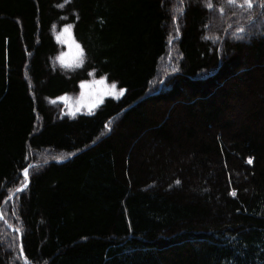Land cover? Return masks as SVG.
<instances>
[{"label": "trees", "instance_id": "1", "mask_svg": "<svg viewBox=\"0 0 264 264\" xmlns=\"http://www.w3.org/2000/svg\"><path fill=\"white\" fill-rule=\"evenodd\" d=\"M181 3L179 71L152 93L171 0H0V209L21 230L0 219V264H264V0ZM91 76L124 94L59 116Z\"/></svg>", "mask_w": 264, "mask_h": 264}, {"label": "rangeland", "instance_id": "2", "mask_svg": "<svg viewBox=\"0 0 264 264\" xmlns=\"http://www.w3.org/2000/svg\"><path fill=\"white\" fill-rule=\"evenodd\" d=\"M171 26L169 35V45L166 55L163 57L160 63L159 74L151 85L150 91L156 93L168 89L172 77L178 73L179 65L181 62V55L178 52L177 43L179 38V29L181 28V0H171ZM183 2V0H182ZM240 29V28H239ZM239 32L238 29H233L231 34ZM54 38L58 44V53L53 59V64L56 69L63 73L70 74L76 71L82 63L83 53L80 45L75 41L72 25L64 24L56 27L53 31ZM115 85V87H113ZM124 91L118 87L117 83L110 81L107 77L91 76L88 80L80 83V85L70 94L52 99L49 104L58 112L61 117H74L79 114L92 113L98 109L99 106L107 98H119L122 97ZM34 157L37 159L36 163L44 164L49 161H61L67 155L64 153H57L52 150H43L40 153H34ZM37 165V164H36ZM29 171L27 178L25 173L23 174V183L19 190H23L28 183ZM16 194L11 195V200H14ZM9 215H7L8 217ZM6 213L0 209V219L5 221L6 227L16 236L21 235L19 226H15L13 223L7 224V219H15L16 216H10L7 218ZM4 224V226H5ZM5 234V233H4ZM7 235L3 236V239ZM8 250V240L4 239Z\"/></svg>", "mask_w": 264, "mask_h": 264}, {"label": "snow or ice", "instance_id": "3", "mask_svg": "<svg viewBox=\"0 0 264 264\" xmlns=\"http://www.w3.org/2000/svg\"><path fill=\"white\" fill-rule=\"evenodd\" d=\"M229 2H232V0H229ZM211 7V5H209ZM246 6L247 8L251 9L254 7V4H253V0H244V3L241 4V7H244ZM264 6V5H262ZM239 32H243L244 30L243 29H238ZM113 87H115V85H113ZM121 92H123V89H121ZM248 163L251 164L252 163V160L251 158H249L248 160ZM24 173H25V177L27 178V175H28V169L25 168L24 169ZM236 193L233 192L232 195H235Z\"/></svg>", "mask_w": 264, "mask_h": 264}, {"label": "water", "instance_id": "4", "mask_svg": "<svg viewBox=\"0 0 264 264\" xmlns=\"http://www.w3.org/2000/svg\"><path fill=\"white\" fill-rule=\"evenodd\" d=\"M27 185H28V184H27ZM27 185H26V186H27Z\"/></svg>", "mask_w": 264, "mask_h": 264}]
</instances>
